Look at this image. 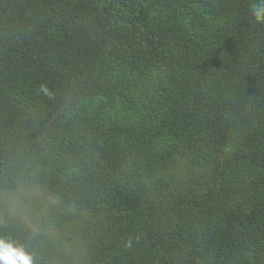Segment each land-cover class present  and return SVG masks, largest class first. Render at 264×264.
<instances>
[{
  "label": "trees",
  "instance_id": "obj_1",
  "mask_svg": "<svg viewBox=\"0 0 264 264\" xmlns=\"http://www.w3.org/2000/svg\"><path fill=\"white\" fill-rule=\"evenodd\" d=\"M253 2L0 0V235L36 264H264Z\"/></svg>",
  "mask_w": 264,
  "mask_h": 264
},
{
  "label": "clouds",
  "instance_id": "obj_2",
  "mask_svg": "<svg viewBox=\"0 0 264 264\" xmlns=\"http://www.w3.org/2000/svg\"><path fill=\"white\" fill-rule=\"evenodd\" d=\"M250 15L256 24H264V0H254ZM41 88L49 94L46 87ZM0 264H36V255L14 237L0 235Z\"/></svg>",
  "mask_w": 264,
  "mask_h": 264
},
{
  "label": "rangeland",
  "instance_id": "obj_3",
  "mask_svg": "<svg viewBox=\"0 0 264 264\" xmlns=\"http://www.w3.org/2000/svg\"><path fill=\"white\" fill-rule=\"evenodd\" d=\"M29 195H31V196H33V197H35V198H39V197H41V196H43V193L41 192V191H37V192H29ZM18 214H19V216H21L22 218H27L26 217V215H25V213H23V212H19L18 211Z\"/></svg>",
  "mask_w": 264,
  "mask_h": 264
}]
</instances>
